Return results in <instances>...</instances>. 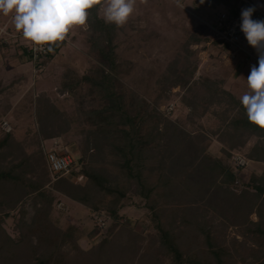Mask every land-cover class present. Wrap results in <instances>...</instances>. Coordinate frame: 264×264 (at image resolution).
Here are the masks:
<instances>
[{"label": "trees", "instance_id": "16d2710c", "mask_svg": "<svg viewBox=\"0 0 264 264\" xmlns=\"http://www.w3.org/2000/svg\"><path fill=\"white\" fill-rule=\"evenodd\" d=\"M103 2L100 0L88 10L89 23L92 24V15ZM199 2L198 7L222 9L227 21L236 16L241 6V0ZM104 23L103 30L108 33L111 27ZM241 42L259 53L248 44L244 34ZM57 47V42L51 46L48 58L53 57ZM222 47L228 49L227 44ZM193 55L188 44L183 76H173L170 80L175 78L174 82L182 81L189 86L197 83L207 91L231 94L224 88L223 79L200 75L195 78L200 62L196 55L191 58ZM2 76L0 73V121L13 112L17 114L19 109L14 105L16 92L10 90V83L5 84ZM229 99L235 118L224 126V134L234 140L232 145L239 147L243 139L245 145L246 136L252 135L247 158L264 163V127L248 120L239 97L231 94ZM35 103L38 127L30 126L24 135L16 127L0 134V264H134L133 260L140 264L159 261L264 264V198L259 197L264 193V168L260 175L251 176L248 184L254 191L250 193L246 187L238 190V176L226 162L220 159H215L212 165L207 160L203 161L207 164L192 162L189 155L194 141L180 137L177 126L175 130H167L171 139L166 146L157 143L146 151L137 147L139 141L134 128L126 130L128 143L123 147L102 138L100 131L91 128L81 147V157L72 161L70 173L60 175L50 188L47 183L51 170L44 141L57 137L65 128L56 124V115L61 113L45 94L38 95ZM114 107L113 104L106 110ZM127 118L124 124L132 126V119ZM111 121L114 122L112 118ZM107 123L108 119L104 125ZM237 136L241 139H236ZM13 145L20 146L24 160L17 151L13 150L10 156L4 152L13 149ZM108 146L119 154L115 162L110 160ZM221 150L230 155L229 149ZM112 163L117 169L110 168ZM56 192L86 207H105L112 218L105 239L88 250H81L73 229L70 226L65 229L57 217ZM133 195L146 200L149 213L143 214L141 220L149 230L158 229L147 242L144 233L122 222L125 199ZM27 198L34 201L35 212L30 218L24 202ZM21 201L24 206H19ZM17 208L15 218L10 212ZM7 219H12L10 227ZM233 229L236 231L231 234Z\"/></svg>", "mask_w": 264, "mask_h": 264}, {"label": "rangeland", "instance_id": "374dc122", "mask_svg": "<svg viewBox=\"0 0 264 264\" xmlns=\"http://www.w3.org/2000/svg\"><path fill=\"white\" fill-rule=\"evenodd\" d=\"M199 1L134 0V10L127 21L120 26L107 23L113 30L108 33L103 30L105 20L100 6L92 15V24L86 21L84 25L73 26L65 39L57 42L58 49L50 58L31 56L28 49L32 41L21 38L23 35L15 29L11 14H0V73L4 74V83H10V90L16 92L14 105L19 107L17 114L13 112L3 119L8 121L10 130L0 121V134L16 127L24 135L30 126L38 127L35 102L43 93L61 113L56 115V124L65 128L57 137L44 141L47 152L69 155L76 162L91 128L100 131L102 138L122 147L128 143L126 130L134 128L136 141H139L137 147L146 151L157 143L166 146L171 139L167 130H175L177 126L180 137L194 141L189 155L192 162L199 164L207 160L212 165L215 159H220L235 170L238 190L246 187L253 192L248 183L251 176L262 173L264 163L247 158L252 135L245 137V145L243 138L240 147L232 145L234 140L224 134V126L235 118L229 108V97L234 94L240 98L250 91L247 76L255 63L249 57L251 52L244 55L239 50L223 49L212 28L222 9L198 7ZM253 1L264 12V0ZM8 27L14 32H9ZM188 44L200 62L195 78L200 75L223 79L224 88L231 94L207 91L197 83L189 86L182 81L174 82L175 78L170 80L173 76H183ZM14 55L17 58H13ZM113 104L116 107L106 110ZM127 116L132 119V126L124 124ZM235 138L241 139L240 136ZM108 147L110 160L115 162L119 154ZM12 148L4 152L10 156L13 150L17 151L24 160L20 146ZM221 149H229L230 155ZM116 166L113 164L110 168L117 169ZM50 175L47 185L52 188L57 178L51 172ZM56 194L59 198L57 217L65 229L69 226L73 229L81 250H88L105 239L112 220L105 207H86L60 192ZM259 197L264 198V193ZM145 201L143 197L130 196L121 211L125 214L123 224L144 233L147 242L158 229L149 230L141 220L143 214L149 213ZM24 202L30 218L35 212L34 201L27 198ZM24 202H19V206H24ZM18 208L10 212L15 218ZM252 216L257 219L255 213ZM7 222L10 227L12 219ZM235 231L233 229L231 234ZM133 262L140 264L137 260Z\"/></svg>", "mask_w": 264, "mask_h": 264}, {"label": "clouds", "instance_id": "9594fccd", "mask_svg": "<svg viewBox=\"0 0 264 264\" xmlns=\"http://www.w3.org/2000/svg\"><path fill=\"white\" fill-rule=\"evenodd\" d=\"M100 0H0V14L12 15L14 27L36 45L51 46L65 39L73 26L84 25L88 10ZM106 23L123 25L134 10V0H104ZM255 6L240 10L239 28L259 52L258 65L247 76L250 91L240 96L250 122L264 127V19L253 18ZM41 50V49H37Z\"/></svg>", "mask_w": 264, "mask_h": 264}, {"label": "built area", "instance_id": "2783aa9c", "mask_svg": "<svg viewBox=\"0 0 264 264\" xmlns=\"http://www.w3.org/2000/svg\"><path fill=\"white\" fill-rule=\"evenodd\" d=\"M250 5L255 6L256 8L255 12L253 13V18L264 19V12L257 4H255L253 0H241V6L236 16L232 20L227 21V15L222 11L218 15L215 25H212V28L214 31V36L218 42L224 45L227 44L228 49H233L234 52L239 50L244 52V55H247L248 52H251L249 57L252 59L255 65H258L259 53L253 52L241 42V36L243 35V32L239 28L240 10L241 8ZM28 52H30L31 56L34 58H38L41 55L46 56L49 53V46H39L32 42V46L28 49ZM3 127L7 131L10 130V125L8 124L7 120L3 121ZM47 160L53 177L58 178L60 175H67L70 173L72 158L69 155L61 154L55 151H49L47 152Z\"/></svg>", "mask_w": 264, "mask_h": 264}, {"label": "crops", "instance_id": "0c3cea01", "mask_svg": "<svg viewBox=\"0 0 264 264\" xmlns=\"http://www.w3.org/2000/svg\"><path fill=\"white\" fill-rule=\"evenodd\" d=\"M8 29H9V32H11V33L14 32L11 28L8 27ZM22 37H23V36H21V38H22ZM14 52H15V51H14ZM15 57L17 58V55H14L13 58H15ZM72 161H75V159H72Z\"/></svg>", "mask_w": 264, "mask_h": 264}]
</instances>
